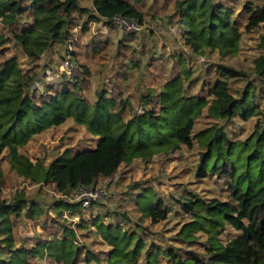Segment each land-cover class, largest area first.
Wrapping results in <instances>:
<instances>
[{"label":"trees","instance_id":"16d2710c","mask_svg":"<svg viewBox=\"0 0 264 264\" xmlns=\"http://www.w3.org/2000/svg\"><path fill=\"white\" fill-rule=\"evenodd\" d=\"M134 1L92 0L89 5H83L82 0H0V26L4 29L0 33V53L4 56L0 61V149H8V162L16 176L30 183L53 184L57 192L64 194L79 184L90 185L102 176L113 175L122 163L129 164L136 158L146 160L157 153L176 151L182 144L196 143L201 148L200 172L208 171L225 178L229 194L225 199L214 196L208 201L194 192L193 198H176L192 216L182 238L191 241L197 233H207V253L182 259L170 247L164 255L172 264H264V111L257 104L252 83L240 95L230 88V79L244 76L246 72L225 64L217 65L218 75L210 79V103H203L204 97L185 95L182 78L175 76L158 94V105L127 120L122 117L123 108L107 112L105 107L114 106V100L106 97L109 92L102 91L94 106L78 97L77 90L84 78L69 80L63 76L58 83L46 84L45 92L30 91L39 80L42 56L54 45L62 46L73 37L79 22L85 29L91 20L104 22L120 14L143 24L144 14L137 6L143 0ZM229 1H175L170 16L183 24L185 43L193 51L204 53L212 48L223 55L237 54L240 24L233 16ZM244 9L250 25L264 21V5L260 6L256 0H245ZM11 39L22 47L27 67L15 55H6L9 48L3 46ZM86 66L83 64L84 71L90 76ZM258 66L264 76V55ZM204 108L210 116L233 118L256 113L262 116L248 138L234 141L216 125L195 131ZM71 117L101 135L95 147L74 151L67 148L48 163L40 159L33 161L21 151L33 136ZM1 176L0 233L3 236L0 242L6 255L0 258V264H33L35 258L46 253L62 264L79 262L82 251L75 240V231L67 226L49 241L41 240L30 247L16 245V222L21 213L34 217L45 209L29 198L23 187L17 188L13 200L8 202L1 194ZM137 196L146 198L142 218L152 221L166 218L169 204L155 191L146 188ZM65 202L68 208L77 209L80 205ZM225 222L241 233L222 243L217 239V232ZM99 228L111 249L104 258L91 249L85 250L88 261L137 264L144 255L141 264H160L163 251L157 243L147 248L148 240L138 237L132 245L133 234L123 228L104 222Z\"/></svg>","mask_w":264,"mask_h":264},{"label":"rangeland","instance_id":"374dc122","mask_svg":"<svg viewBox=\"0 0 264 264\" xmlns=\"http://www.w3.org/2000/svg\"><path fill=\"white\" fill-rule=\"evenodd\" d=\"M91 1L82 0V4L89 5ZM175 1L137 2L143 11L144 22L141 23V30L132 33H125L116 26H103V22L97 21L94 27L89 24L85 29L81 28L82 22L76 24L70 50L72 46V56L78 68L68 79H85L80 81L83 84L77 90L78 97L94 106L102 91L109 92L106 97L114 100V106H104L107 112H118L123 108L122 117L127 120L133 114H142L146 108L158 105V94L164 89L165 83L179 76L183 80L185 95L204 97L202 102L210 103V79L218 75L217 65L225 64L246 72L244 76L230 79L231 90L240 95L252 83L257 93V104L264 111V76L258 66L264 55V21L250 25L249 15L244 9L245 0H230L233 16L239 22L241 31L237 54L223 55L218 49L212 48H207L204 53H196L185 43L183 24L170 16ZM256 1L260 6L264 5V0ZM2 32L4 29L0 26ZM69 40L64 45H69ZM3 47L9 48L7 56L15 55L27 67V57L20 44L11 39ZM63 49V45L56 44L42 56L38 68L39 80L31 92H45L46 84L54 81L56 76L53 73L64 57ZM3 57L0 53V61ZM83 64L90 69V76H86ZM186 69L189 70L188 75ZM36 96L39 98L41 95ZM261 116L260 113L233 118L210 116L204 108L196 122L195 131L216 125L224 129L232 140H245L253 133ZM100 136L71 117L61 125L33 136L21 151L33 161L40 159L48 163L67 148L74 151L95 147ZM200 151L196 143L182 144L176 151L157 153L146 160L136 158L129 164L122 163L113 175L102 176L95 183L102 184L105 189L99 201L89 207L81 208L79 205L80 210L79 207L68 208L65 201L74 197L57 192L53 184L30 183L24 177L16 176L8 162V149L1 148L2 197L10 202L17 188L23 187L28 197L38 201L45 209V212L34 217L27 216L24 211L21 213L16 222V245L30 247L41 240L49 241L67 226L75 231V240L82 251L80 261L76 264H97L95 260L86 259L85 250L91 249L102 258L106 257L111 245L102 238L99 224L104 222L105 225L120 227L132 233V245L138 237L148 240L147 248L153 242L157 243L163 251L160 264H172L164 255L170 247L182 259L190 255L205 256L209 243L207 233H197L196 239L191 241L182 238L184 227L192 216L180 206L176 198H193L194 192L205 201L214 196L225 199L229 194V185L221 176L208 171L200 172ZM146 188L155 191L169 204L166 218L158 221L142 218L146 198L138 197L137 194ZM72 201L77 204V199ZM219 228L217 239L222 243L241 233L229 222ZM2 236L0 233V238ZM1 245L0 242V258H3L6 249ZM143 258L144 255L140 256L137 264H141ZM33 262L62 264L48 253L43 257L38 256Z\"/></svg>","mask_w":264,"mask_h":264},{"label":"built area","instance_id":"2783aa9c","mask_svg":"<svg viewBox=\"0 0 264 264\" xmlns=\"http://www.w3.org/2000/svg\"><path fill=\"white\" fill-rule=\"evenodd\" d=\"M95 23H97L94 20L90 21V25L94 27ZM103 26H116L125 33H132L141 30V24L139 21L135 18L132 17H127L124 15L117 14L115 15L111 20L104 21ZM94 29V28H93ZM69 45H64V57L62 60L58 63L57 68L55 70V80H58L59 78L62 79L63 76H68L71 77V74L73 71L77 70V65L74 62V58L72 56V46L70 50V44L72 45L73 39L69 40ZM104 187L102 184H90V185H85V184H79L75 187H72L68 190V192L64 193L67 196L70 195L69 197H74L72 200L77 199V204H80L82 207H89L96 201H99V199L103 196H100L104 192ZM72 195V196H71ZM72 200H67L68 202L74 203ZM76 204V203H75Z\"/></svg>","mask_w":264,"mask_h":264}]
</instances>
